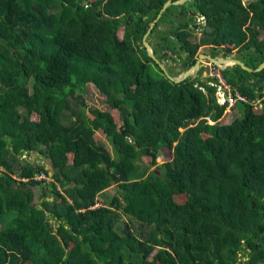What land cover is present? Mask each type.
Instances as JSON below:
<instances>
[{
    "label": "trees",
    "instance_id": "1",
    "mask_svg": "<svg viewBox=\"0 0 264 264\" xmlns=\"http://www.w3.org/2000/svg\"><path fill=\"white\" fill-rule=\"evenodd\" d=\"M165 1L0 0V264H264V67L222 70L245 97L225 123L215 87L151 71L142 37ZM194 5L192 54L263 61L264 0ZM88 82L109 110L86 108Z\"/></svg>",
    "mask_w": 264,
    "mask_h": 264
},
{
    "label": "flooded vegetation",
    "instance_id": "2",
    "mask_svg": "<svg viewBox=\"0 0 264 264\" xmlns=\"http://www.w3.org/2000/svg\"><path fill=\"white\" fill-rule=\"evenodd\" d=\"M163 4L157 9L155 18L153 19V21L155 20L153 26L151 27L152 21L147 27L144 33L146 37L144 38V35L142 37V44L143 40L148 42L157 60L156 62L150 57L153 61L151 64H157L159 70L165 74L159 67V64H162L166 72L172 76L179 75L180 72L189 69L197 62L200 64V67L195 76L198 71H202L206 67L208 69L209 64L215 65L222 73L223 69L218 64L209 61L207 58L203 59L200 56L201 54H211L216 49H206L204 52L199 51L196 54H192L189 49L185 48V39L190 43L194 42L196 37L193 31L197 28L201 31L202 26L205 24V17L203 24L197 21L199 16L203 14L194 5V0H184L178 4L171 3L165 7ZM143 46L145 47L144 44ZM217 54L218 51L215 52V55Z\"/></svg>",
    "mask_w": 264,
    "mask_h": 264
},
{
    "label": "rangeland",
    "instance_id": "3",
    "mask_svg": "<svg viewBox=\"0 0 264 264\" xmlns=\"http://www.w3.org/2000/svg\"><path fill=\"white\" fill-rule=\"evenodd\" d=\"M248 1L249 0H243L244 3H247ZM193 32H194V35L197 39V37L200 35V29L197 28ZM151 71L154 73L160 72L153 65H151ZM209 71H210V65H208V69L206 67L201 72H198L200 74L198 75V73H197V77L200 78V77L204 76V72L207 74V73H209ZM192 78H194V77H192ZM28 86H30V80H28ZM81 98L85 102L87 109H92V108H97L100 110H109L110 109L106 100H105V96L102 93H100L98 91V89L91 82L86 83V85L84 87V91L82 92ZM225 112H226V115L224 116V122L228 123L231 120H233L235 117H238L241 114L242 104L238 102L236 104V109L235 108L228 109V107H227L225 109ZM180 130H182V128H180ZM94 136H95V139L97 140V142L99 144H103L104 146H106L109 149V151L112 153V156H114L113 146H112L111 142L104 136L102 131H100V130L95 131ZM21 159H25V160H28L31 162H40L44 166V168L48 169L50 172L51 166H50V163L48 162V160L46 158L42 157L41 155L37 154V153L32 152L25 157L21 156ZM161 162H162V159L157 158V163L160 164ZM153 169L156 170L154 167H153ZM158 173H159V171H158ZM46 180L48 181L49 178ZM42 188H43V186H35L33 188V190H34V202H38L39 198L41 197ZM117 189H118V186L115 184H112L110 187L106 188L105 190H103L98 195V201L101 203L102 202L108 203V201L111 199V197L113 195L117 194ZM123 219H125V218L122 217V220Z\"/></svg>",
    "mask_w": 264,
    "mask_h": 264
},
{
    "label": "water",
    "instance_id": "4",
    "mask_svg": "<svg viewBox=\"0 0 264 264\" xmlns=\"http://www.w3.org/2000/svg\"><path fill=\"white\" fill-rule=\"evenodd\" d=\"M182 1H184V0H176L173 2H171L170 0H167L163 5L165 7L171 3L178 4V3H181ZM154 22H155V20L151 23V27L153 26ZM145 37H146V35L144 34V38ZM143 44L146 47L145 49H146L148 56L157 62V60L155 59V55L152 52L151 46L148 44V42L146 40H143ZM216 51H218L217 55H215ZM200 56H202L203 59L207 58L209 61H211L215 64H218L221 67V69H224L226 67L232 68L234 66H240L244 70L251 72V71H259L264 67V59L261 63H259L257 65V67L251 68L249 66H246L242 62L240 53H235V54L225 53V52L220 50V47H217L216 50L213 51L211 54H207V55L201 54ZM159 67L164 71V73L166 74V76L170 80H172L174 82H180V81L184 80L185 78L193 77L196 74L198 68L200 67V64L197 62L195 65L191 66L189 69L180 72V74L177 76H172V75L168 74L162 64H159ZM48 161L51 162V158H48ZM49 174L51 175L52 172L50 171ZM48 199L51 200L52 198H48ZM57 225H58V223H57ZM122 231L124 234H126V235L128 234V223H127V221L124 222Z\"/></svg>",
    "mask_w": 264,
    "mask_h": 264
},
{
    "label": "built area",
    "instance_id": "5",
    "mask_svg": "<svg viewBox=\"0 0 264 264\" xmlns=\"http://www.w3.org/2000/svg\"><path fill=\"white\" fill-rule=\"evenodd\" d=\"M198 23H204V16L200 15L197 20ZM210 65V64H209ZM204 72V76L200 77L201 80L205 81L206 84L215 87L216 99L219 103H225L226 108L233 109L236 107V103L239 100L245 101V97L238 93V91L232 87L224 78L220 70L215 65H210L209 73ZM198 80H196V85ZM208 122L212 121L208 118ZM22 156H27L26 153H23ZM49 175V173H48ZM35 179H48L47 175L44 172H40Z\"/></svg>",
    "mask_w": 264,
    "mask_h": 264
},
{
    "label": "crops",
    "instance_id": "6",
    "mask_svg": "<svg viewBox=\"0 0 264 264\" xmlns=\"http://www.w3.org/2000/svg\"><path fill=\"white\" fill-rule=\"evenodd\" d=\"M222 51V50H221ZM236 52H233V54H235ZM235 109H236V107H235ZM47 160H48V158H46ZM49 162V161H48ZM50 163V162H49ZM49 198H51V197H49ZM50 200V199H49Z\"/></svg>",
    "mask_w": 264,
    "mask_h": 264
}]
</instances>
